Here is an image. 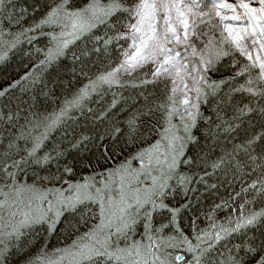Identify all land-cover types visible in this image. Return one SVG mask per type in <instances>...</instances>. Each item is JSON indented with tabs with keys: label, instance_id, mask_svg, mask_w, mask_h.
I'll list each match as a JSON object with an SVG mask.
<instances>
[{
	"label": "trees",
	"instance_id": "obj_1",
	"mask_svg": "<svg viewBox=\"0 0 264 264\" xmlns=\"http://www.w3.org/2000/svg\"><path fill=\"white\" fill-rule=\"evenodd\" d=\"M133 1L123 0V4L129 6ZM60 2L3 0L0 3V30L11 35L22 34L6 50L7 59L0 62V90L31 73L0 96V169L27 157L34 142L46 136L36 155L14 172L21 188L60 179L75 181L112 170L154 143L167 121L168 81L150 80L149 67L122 76L115 86L96 84L95 91L89 88L87 96L68 106L69 101L80 96L85 85L119 61L126 41L114 36L127 14L116 12L105 23H98L52 54L49 60L44 54L49 45L47 36L36 32L27 35L25 31L34 28ZM87 3L88 0H69L66 6L73 10ZM109 40L110 43H105ZM239 66V59L228 54L212 67L207 82H225L215 88L206 86L189 131V136L195 139L188 137L182 143L183 154L169 183L166 205L180 209L175 224L187 237L209 230L214 223L223 225L229 218L235 220L241 213L264 210V191L258 193L248 187L253 181L264 179V159H260L264 156V139L253 146L254 151L245 152L236 147L264 131V120L259 113L264 107V96L237 90L244 85V76H235ZM245 105L256 111L240 115L239 110ZM62 110L65 114L60 121L49 127L51 117ZM84 137L87 139L79 147H73ZM104 148L107 159L102 155ZM46 156L50 159L43 162ZM12 168L0 170V185ZM65 168H71L72 172H65ZM245 188L248 190L243 191ZM155 216L152 219L155 226L168 223L164 211ZM95 222V208L84 204L75 211L64 212L52 232L44 224L29 226L16 244L7 249L3 264H28L42 249L48 252L69 245ZM249 245L257 249L256 253L245 252ZM262 245L264 217L215 243L201 259L203 264H231L233 259L241 260L242 264H256L264 255Z\"/></svg>",
	"mask_w": 264,
	"mask_h": 264
},
{
	"label": "snow or ice",
	"instance_id": "obj_2",
	"mask_svg": "<svg viewBox=\"0 0 264 264\" xmlns=\"http://www.w3.org/2000/svg\"><path fill=\"white\" fill-rule=\"evenodd\" d=\"M2 2L3 0H0V3ZM68 2L69 0H61L60 4L48 12L46 18L41 20L40 24H55L63 20V27L69 29V31L62 34L78 38L80 34L95 28L98 23H105L110 16L119 11L127 12L130 20H134V22L127 24V31L119 36V38L131 41L128 49L122 54L123 59L121 63L111 71L98 76L97 81L100 83L109 85L118 83V73L131 72L145 63L152 62L156 65L152 73L153 78L156 79L162 76L171 77L174 85L172 88L173 93L179 87L177 80L184 81L185 75L193 80V85L189 87L187 83H183V87L179 90L186 92L195 91L198 97L202 95L201 84H205L209 88L219 87L225 81L209 84L206 78L203 75H199V73L210 70L215 61L219 60L222 56L228 55V53L218 50L212 54H202L201 51H198L190 43V37L196 34L199 25L206 24L205 17L211 20L214 14L215 17L219 18L218 24L223 26L221 34L227 33L224 42L230 43L241 56L249 61L247 65L235 73V76H241L245 73L249 74L247 86L242 85L237 90L244 91L252 96H264V0H235L233 3H229L228 0H136L135 4L131 7H124L123 0H107V3H104L103 0H88V3L83 8L75 10H70L66 7ZM253 3L257 4V6L253 7ZM204 9H207V11ZM229 13L232 14L229 15ZM227 21L236 23H227ZM39 26L37 25V27ZM70 42V40H64L63 46L66 47ZM110 42V40L105 41V43ZM212 43L213 41L209 40L205 47H210ZM169 45H172V47H169ZM181 46L185 48L183 53L177 50ZM188 49L191 51L189 52ZM189 56L199 57L200 68L198 69L195 65L191 66V71L198 73V79L189 72ZM52 58L50 50L48 59L51 60ZM6 59V52L0 54V62ZM41 63H44V61ZM252 70H258L255 76L251 74ZM29 75L31 73H26L20 80L14 81L7 88L0 90V96H4L11 88H15L21 81L26 80ZM89 88L95 91L96 82H90L89 85H85L81 89L80 96L73 101H69L68 106L77 104L81 98L87 96ZM181 103L189 105L190 101L185 96ZM191 107L196 108L197 106L192 104ZM239 111L240 115H247L256 110L245 105ZM185 112L192 121L191 125L185 124L184 126L185 131L189 132L195 123L196 115L187 109H185ZM176 113L177 110L174 107L167 112L169 123L172 116ZM259 113L261 119L264 120V107L259 109ZM64 114V110L59 114H54L48 126L51 127L57 124ZM171 131V127L165 128L161 135V140H168V148L172 154L171 161L167 159L168 154H165L163 161L159 157L155 161L156 164L166 165L169 170L175 168L176 157L183 154L184 148V144H177L182 138L175 135L170 136L169 133ZM43 138H46V136L34 142L32 149L28 151L27 157L19 161H13L12 165H3V168L0 170L6 171L9 167L18 168L21 164L28 163V158L35 156ZM86 139L87 137L82 138L73 147H79V144L83 143V140ZM100 139L103 140V137ZM189 139L194 140L195 138L189 136ZM261 139H264V131L250 136L242 145H237L236 147L245 152H248L249 149L254 151L253 146L261 141ZM159 148L160 141H157L152 146V149L145 150V152L152 150L159 152ZM102 155L105 159L108 158L107 148L103 149ZM136 158L140 159L141 168L144 169L146 167L143 163L144 153L138 154ZM48 159L50 157L46 156L43 162H47ZM250 159L255 160L257 157L250 156ZM260 159H264V156H261ZM152 163V158L149 157V164L151 165ZM65 172L71 173L72 169L65 168ZM8 175L13 178L15 177L14 172H8ZM108 175L111 177L113 173L110 172ZM152 179L153 187L146 190L149 194L141 197L139 192H137L132 203H128V197L123 187V177L121 178L119 199L113 198L111 187L108 183L101 181L103 187H95L89 182L90 178L88 177L85 178L84 183L69 184L68 191L72 192L71 195L65 196V190H54L57 194L56 199L55 201H48L49 207L46 210L41 211L37 209L35 214L31 211V206H29V211L27 212L21 210L23 219L19 220L15 226H12V230L8 232L3 230L8 225H0V245H4V247H0V264H3V258L7 252V245L4 243L5 237L11 238L14 236L19 239L22 235L20 232L21 228L40 223L47 224L49 232H52L55 230L64 211H75L78 205L84 204L86 201L98 205L100 222L90 229L89 232L83 234L79 238V241H73L70 249L57 250L58 252L63 251L65 255H61L53 260L46 258L42 249L41 254L31 259L28 264H61L66 256H71L72 264H173V262L174 264H189L185 256L181 254L182 252L192 254V264H203L201 257L215 243H218L227 236H231L233 233H239L241 230L255 225L261 217H264V210H262L260 212H253L247 216L241 213L235 220L229 218L227 226H217L214 223L211 225L212 230H201L199 234L194 236V239L197 241L195 244H193L191 239L183 235L178 227L176 228L178 236L170 237L167 241L160 240L158 242L152 235H149L147 239L150 241V244L147 246L134 243L128 245L126 248H122L118 244H114L112 237L125 234L126 230L130 227V222H135L131 218L130 210L138 212L140 208L148 203H152L153 210L167 209L171 213V221L169 223L175 225L180 209L169 208L162 200L159 204L153 200L152 197L154 195L162 196L164 194L163 188L167 185L166 183H158L155 177ZM258 184L262 185V187H258ZM93 187H95L94 193L89 191ZM248 187L255 189L258 193L264 191V179L253 181ZM106 189L108 190L107 193ZM21 190L23 189H16L18 193ZM28 190L32 191L34 189L29 186ZM242 190L247 191L248 189ZM42 198L47 200L46 195H43ZM4 203V201H0V208L4 207ZM217 207H220V205H217ZM11 215L15 217L17 213L12 212ZM151 215V212L147 213L149 219H151ZM0 220H2V217H0ZM168 226L163 225L157 231H162L163 228ZM145 227L146 230L150 231V225H145ZM108 229H114V231H107ZM172 241H175V243ZM202 245H206V247H202ZM166 248L179 249L180 251H177L173 255V253L165 251ZM244 250L248 254L256 253L257 251L251 245L247 246ZM231 264H242V261L233 259ZM256 264H264V255H261L257 259Z\"/></svg>",
	"mask_w": 264,
	"mask_h": 264
},
{
	"label": "rangeland",
	"instance_id": "obj_3",
	"mask_svg": "<svg viewBox=\"0 0 264 264\" xmlns=\"http://www.w3.org/2000/svg\"><path fill=\"white\" fill-rule=\"evenodd\" d=\"M104 3H107L106 0H103ZM136 0L133 1L132 4L129 6H124V7H131L133 4H135ZM229 3L235 2V0H228ZM60 4V3H58ZM57 4V5H58ZM56 6V5H55ZM54 6V7H55ZM253 7L257 6V4L253 3ZM67 7V6H66ZM84 7V6H83ZM81 7V8H83ZM68 8V7H67ZM69 9V8H68ZM80 9V8H78ZM72 10V9H70ZM75 10V9H73ZM207 11V9H204ZM243 11V10H240ZM123 12V11H122ZM127 18L124 21V24L121 26L120 29H118L115 33V38L118 40H125L126 44L120 51V58L119 61L107 72L111 71L112 69L116 68L122 61L123 59V52L128 49L129 44L131 43L130 40L128 39H122L119 38L120 34L125 33L127 31V24L130 22H134V20H130L128 13ZM48 14V13H47ZM232 13H229L231 15ZM47 16V15H46ZM45 16V18H46ZM43 18L42 20H44ZM206 24H201L199 25L198 30L196 31V34L190 37V43L197 48L198 51H201L202 54H212L215 53L218 50H223L227 52L228 54H233L237 57V60L239 59L240 61V66L239 70L240 71L245 65L249 63V61L240 55V53L235 50V48L227 42H224L225 36H227V33L221 34L223 31V26L218 24L219 18L215 17L213 14V18L211 20H208L207 17H205ZM41 21L38 22L37 25H40L39 27L34 26V28L28 29L25 31L27 35H30L32 32H36V34H42L47 36V41L49 43L48 48H46V52H44L45 56L48 57L50 50H51V55L59 52L61 49H64L65 47L63 46V41L64 40H70L71 42L75 40L76 38L73 36H68V35H63L62 33H66L69 31V29H66L63 27L64 21L61 20L55 24H40ZM227 23H236L233 21H227ZM100 24V23H99ZM88 32V31H87ZM85 33V32H84ZM83 33V34H84ZM82 35V34H80ZM79 35V36H80ZM78 36V37H79ZM22 34L16 33L11 35L9 32H3L0 30V54H3L6 52L8 48H10L18 39H21ZM212 40L213 43L210 47L206 48L205 45L208 44V41ZM69 44V43H68ZM169 47H172V45H169ZM177 50L181 51L182 53L185 51V48L183 46L179 47ZM190 52L191 50L188 49ZM223 57V56H222ZM221 57V58H222ZM220 60V59H219ZM217 60V61H219ZM214 64H216V62ZM188 63L190 65L189 67V72H191V75L194 77L199 78V75H203L207 81H210V70L206 72H200L199 75L197 72H192L191 71V66L195 65L198 69L200 68V62H199V57H193L189 56L188 58ZM213 64V66H214ZM212 66V67H213ZM143 67H149L150 69V74L149 78L150 80H156V79H166L168 81V106H167V112L171 110L172 107H174L177 110V113L172 116L171 121L169 123L168 119L165 124V128H172V131L169 133V135H175L179 136L182 139L177 142L179 143H184L185 141L188 140L189 137V132L185 131V124H192V121L190 118L187 116L185 109L188 111H191L193 114L197 115L198 111V104L200 102L201 96H197V93L195 91H181L179 90L180 88L183 87V83H187L189 87L193 85V80L190 79L187 75L184 77V81L177 80V85L178 90L173 93L172 88H173V82L172 78L168 76H162L160 78L154 79L152 76L153 71L155 70L156 65L152 62L145 63L141 67L136 68L135 70ZM133 70V71H135ZM131 72H120L117 74L118 76V82L120 81V78L124 75H128ZM258 70H252V75L255 76L256 72ZM106 72V73H107ZM105 74V73H103ZM100 76V75H99ZM244 76L243 81L244 85L247 86V80L249 79V74L245 73L244 75H241V77ZM93 82H96V84H103L106 86H115L118 85L119 83H114V84H104L100 83L97 81V77L93 80ZM202 89V94L204 93L206 89L205 84L200 85ZM187 96V98L190 101L189 105H184L181 103V101ZM175 102V103H173ZM195 104L197 107L192 108L191 105ZM163 133V132H162ZM161 133V135H162ZM161 135L160 137L151 145L148 146V148L142 150L141 152L135 154L134 156L130 157L127 161L123 162L116 168L112 170H108L104 173L100 174H92V175H87L83 176L82 178L75 180V181H64L62 179L57 180V181H51V182H46L42 185H37V186H31L34 190L30 191L28 190V185H26L23 190H21L19 193L16 191L17 188H21L17 185L16 178L9 176L8 173L5 174L3 183L0 185V201H4V207L0 208V217H2V220H0V225H8V227H5L3 230L5 232L11 231L12 226H15L19 220L23 219V215L21 214V210L24 212L29 211V206H31V211L33 214H35L36 210L39 209L41 211L46 210L49 207L48 201H55L56 199V192L54 190L61 189L65 190L64 195L68 196L71 195L72 192L68 191L69 184H77V183H84V180L86 177L90 178V183L93 184L95 187H103V184L101 181H104L108 183L111 187V195L115 199H119V189L121 187V178L123 177L124 179V184L123 187L125 189V193L128 197V203L133 202V198L139 192V195L141 197H144L149 194L148 191L153 187V177L157 178L158 183H166V187L163 188V195L162 196H157L154 195L152 198L153 200L156 201L157 204L160 203L162 200L164 204H166L167 200V191H169V183L171 180L174 178V172L175 168L173 170H169L166 165L164 164H156V158L159 157L161 161L165 159V154L167 155L168 161H171L172 159V154L171 150L168 148V140H161ZM30 139H34L33 137H30ZM157 141H160V148L159 152H156L155 150H152L150 152H145V150H150L152 149V146L156 144ZM144 153V159L143 163L146 166L144 169L141 168V162L140 159H137L136 157L138 154ZM36 155V154H35ZM149 157L152 158L153 163L150 165L149 164ZM180 155L176 157V160L178 161ZM177 164V162H176ZM123 166V167H122ZM17 167H13L10 172H15ZM2 172H5L4 170H1ZM113 173L111 177H109L108 173ZM94 178V179H91ZM95 187L89 189L91 192H95ZM106 193L108 190H105ZM43 195L47 196V200H44L42 198ZM84 204H89L95 208L96 211V222L95 224L91 227V229L100 222V217H99V208L97 204H93L90 201H86ZM80 204V205H84ZM70 211V210H68ZM131 211V218L134 220V223L130 222V227L126 230L125 234L123 235H118V236H113L112 240L114 244H118L122 248H126L128 245L134 244V243H140L142 245H149L150 241L147 239L149 235H152L157 241L159 242L160 240H165L167 241L168 238L170 237H175L178 236L176 232V224L172 225L169 222L171 221V213L167 209H157L153 210V205L152 203L145 204L140 210L137 212L135 210H130ZM161 211L165 212V216H167L168 223L167 224H162L159 226H155L152 222L153 217H156L158 213ZM12 212H16L17 215L13 217L11 215ZM66 212V211H64ZM63 212V213H64ZM151 212V219L148 218L147 213ZM251 214V213H250ZM245 216L249 215L248 214H243ZM44 224L47 228V224L45 223H40ZM228 222H225L223 225L227 226ZM32 225H37V224H32ZM30 225V226H32ZM145 225H150V231L146 230ZM163 225H169L166 228H163L162 231H157V229H161ZM219 226V224H216ZM29 227V226H28ZM27 227H23L20 229V232ZM207 230V229H206ZM211 226H210V229ZM49 231V230H48ZM90 231V230H89ZM88 231V232H89ZM107 231H114V229H108ZM87 233V232H86ZM80 238V237H79ZM79 238L74 240V241H79ZM189 239L192 240L193 244H195L197 241L194 239V236L188 237ZM18 239L16 237H5L4 238V243L7 245V249L14 246L16 244V241ZM175 243V241H172ZM73 244L70 243L69 245L58 248L55 250H48L44 251V255L46 258H51L53 260L57 259V257L61 255H65L63 251H57V250H65V249H70V246ZM0 247H4V245H0ZM202 247H206V245H202ZM165 251L173 253V255L176 254L177 251H180L179 249H172V248H166ZM182 255L185 256V258L188 260L189 264H192V254L188 252H182ZM163 255V253H161ZM61 264H72V258L71 256H66L65 259L61 262ZM174 264V262H173Z\"/></svg>",
	"mask_w": 264,
	"mask_h": 264
}]
</instances>
